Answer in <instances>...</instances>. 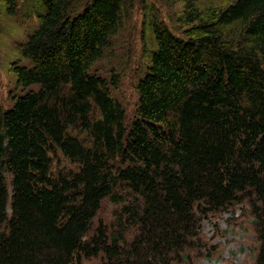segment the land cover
I'll return each instance as SVG.
<instances>
[{"label": "trees", "instance_id": "trees-1", "mask_svg": "<svg viewBox=\"0 0 264 264\" xmlns=\"http://www.w3.org/2000/svg\"><path fill=\"white\" fill-rule=\"evenodd\" d=\"M134 1L33 0L28 89L0 108V264H196L235 206L264 264V0H187L183 37L153 20L130 120L93 68Z\"/></svg>", "mask_w": 264, "mask_h": 264}, {"label": "rangeland", "instance_id": "rangeland-1", "mask_svg": "<svg viewBox=\"0 0 264 264\" xmlns=\"http://www.w3.org/2000/svg\"><path fill=\"white\" fill-rule=\"evenodd\" d=\"M15 1L16 6L11 10L7 0H0V108L3 109L12 108L28 89L18 82L13 68L28 65L20 45L39 27V10L33 0ZM235 1L198 0L195 10L208 17L211 9ZM187 3V0H135L110 50L93 68V73L111 84L112 97L125 107L130 120L137 108V82L147 71L149 54L156 47L150 23L161 22L173 34L183 37L184 31L191 27L187 23ZM7 179L10 181L9 176ZM110 209L111 203L106 202L102 211L105 219H110ZM203 236L208 246L204 254L209 256L197 259L196 264L255 263L259 243L248 207L235 206L230 212L209 217L203 226ZM84 264L96 263L85 261Z\"/></svg>", "mask_w": 264, "mask_h": 264}]
</instances>
